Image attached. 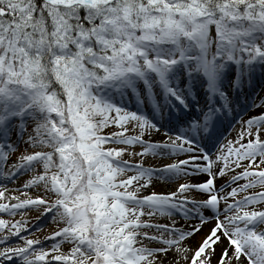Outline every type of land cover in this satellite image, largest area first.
I'll return each mask as SVG.
<instances>
[{"label": "snow or ice", "instance_id": "6c2138e0", "mask_svg": "<svg viewBox=\"0 0 264 264\" xmlns=\"http://www.w3.org/2000/svg\"><path fill=\"white\" fill-rule=\"evenodd\" d=\"M0 264H264V0H0Z\"/></svg>", "mask_w": 264, "mask_h": 264}]
</instances>
